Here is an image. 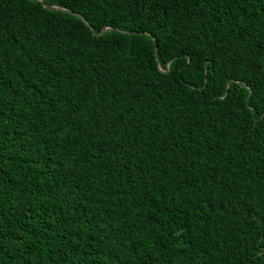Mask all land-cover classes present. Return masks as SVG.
<instances>
[{
    "label": "trees",
    "instance_id": "obj_1",
    "mask_svg": "<svg viewBox=\"0 0 264 264\" xmlns=\"http://www.w3.org/2000/svg\"><path fill=\"white\" fill-rule=\"evenodd\" d=\"M0 264H264V0H0Z\"/></svg>",
    "mask_w": 264,
    "mask_h": 264
},
{
    "label": "water",
    "instance_id": "obj_2",
    "mask_svg": "<svg viewBox=\"0 0 264 264\" xmlns=\"http://www.w3.org/2000/svg\"><path fill=\"white\" fill-rule=\"evenodd\" d=\"M51 8H58V7H56V6H50Z\"/></svg>",
    "mask_w": 264,
    "mask_h": 264
}]
</instances>
